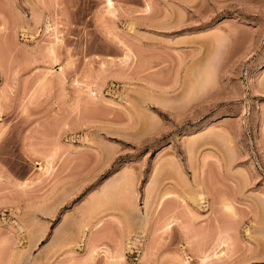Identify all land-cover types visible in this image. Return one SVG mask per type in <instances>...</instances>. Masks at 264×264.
Listing matches in <instances>:
<instances>
[{
  "label": "rangeland",
  "instance_id": "obj_1",
  "mask_svg": "<svg viewBox=\"0 0 264 264\" xmlns=\"http://www.w3.org/2000/svg\"><path fill=\"white\" fill-rule=\"evenodd\" d=\"M111 1L0 0V264H264V0Z\"/></svg>",
  "mask_w": 264,
  "mask_h": 264
},
{
  "label": "bare ground",
  "instance_id": "obj_2",
  "mask_svg": "<svg viewBox=\"0 0 264 264\" xmlns=\"http://www.w3.org/2000/svg\"><path fill=\"white\" fill-rule=\"evenodd\" d=\"M108 1V4L111 6L112 5V1L111 0H107ZM203 73V72H202ZM204 78V77H203ZM205 79V78H204ZM196 81H198V80H196ZM202 81H203V79H202ZM206 81V79L204 80V82ZM200 82V81H199ZM197 84V83H196ZM202 83H200L199 85H201ZM202 86H203V84H202ZM191 89V88H190ZM189 89V90H190ZM194 89V88H193ZM200 89V88H199ZM188 90V91H189ZM191 91V90H190ZM197 91V90H196ZM196 91H194V92H196ZM194 96V95H193ZM189 98V97H188ZM194 196V195H193Z\"/></svg>",
  "mask_w": 264,
  "mask_h": 264
}]
</instances>
